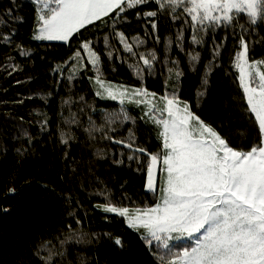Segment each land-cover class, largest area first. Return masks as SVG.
I'll list each match as a JSON object with an SVG mask.
<instances>
[{"label":"snow or ice","instance_id":"1","mask_svg":"<svg viewBox=\"0 0 264 264\" xmlns=\"http://www.w3.org/2000/svg\"><path fill=\"white\" fill-rule=\"evenodd\" d=\"M10 3L15 6L16 0H10ZM31 3L36 11L33 40L67 45L73 37L79 39L82 30L88 26L111 28V34L123 52L133 59L138 57V61L129 64L138 80L143 79L145 71L152 73L159 57L155 50L136 51L145 41L136 37L130 42L124 31L118 30L120 24L131 23L125 16L128 10L154 3L156 10L143 11V17L154 33L158 14H171L174 21L187 24L191 47H183L184 30L179 29L175 41L169 40L166 49L175 44L185 52L192 71H196L201 63L198 49L211 42L213 60L206 70L210 74L231 33L238 43L232 67L238 73L247 111L254 116L261 136L260 142L248 150L232 145L227 134H222L223 126L218 129L206 122L191 102L180 98L178 89L183 69L180 62L170 59L167 53L162 62L167 66V80L171 81V87L166 85L167 90L162 95L143 86L129 87L106 81L102 56L94 39L85 38L70 54L69 61L63 67L57 65L55 71L62 74L70 68L66 79L71 82L90 66L94 77L89 79L96 86L95 96L116 101L120 107L118 111L106 113L102 125H97L89 117L88 126L83 130L90 139L95 140L94 134L102 133L101 139L127 148L128 161L139 164L138 171L143 169L145 191L157 201L152 206H125L115 203L111 192L105 190L97 193L103 197V202L95 204V209L122 218L127 227L139 233L146 245L154 250L158 264H264V59L250 57L254 46L246 39L264 28V0H31ZM136 18H141L140 11L136 12ZM13 22H24L14 13V8L0 14V27L7 33L0 35V41L5 45L12 44L20 56L31 57L30 49L14 43L16 33L10 27ZM217 31L224 33L218 42ZM155 39L159 42L158 35ZM103 45L107 58L111 60L114 51L108 35L103 36ZM12 60L14 58H10V63L5 66L9 75L22 70ZM207 74L197 93V106L206 98ZM39 98L44 99L43 96ZM64 103L70 106L71 98ZM128 105L142 107L139 119L156 128V139L160 142L158 151L148 152L136 144L131 127L123 139L111 134L125 125H135L137 117L130 113ZM66 123L79 125L80 121L73 113ZM47 124L45 116L40 122L41 130ZM60 138V142L67 146L76 137L61 131ZM17 153L24 154L21 149H17ZM97 155L106 158L103 152ZM120 155L123 157L124 153ZM141 157L145 159L141 160ZM114 162L123 164L124 160ZM9 191L15 192L14 189ZM70 215L75 216V213ZM75 223L80 225L81 221L76 219ZM67 227L68 231L57 236L55 242L49 239L35 252L40 264H74L69 259L74 246L91 244L93 239L98 241L101 236L100 233L84 232L79 227L73 229L71 222ZM104 235L123 248L121 238L112 237L111 233ZM76 262L88 264L79 253Z\"/></svg>","mask_w":264,"mask_h":264},{"label":"trees","instance_id":"2","mask_svg":"<svg viewBox=\"0 0 264 264\" xmlns=\"http://www.w3.org/2000/svg\"><path fill=\"white\" fill-rule=\"evenodd\" d=\"M9 8H14V13L24 21L10 24L16 33L14 43L30 49L32 56H20L12 44L5 45L0 41V264H40L35 252L47 240L55 242L57 236L67 232L69 222L73 229L79 227L89 234H101L98 241L93 239L91 244L74 246L69 256L74 264H78L77 253L84 256L88 264H158L154 250L146 245L139 233L129 229L122 218L94 208L95 204L103 202V197L97 193L105 190L111 192L115 203L125 206H152L157 202L145 191L143 169L138 171L140 165L128 161L127 148L101 139L102 133H95L97 138L90 139L83 130L88 126L89 117L97 125L104 124L106 113L119 110L118 102L95 96L96 86L89 79L94 77L90 66L71 82L66 79L70 68L57 74L56 66L63 67L85 38L94 39L95 47L102 56L106 81L129 87L143 86L162 95L167 90L166 85L171 87V81L167 80V66L162 62L167 53L170 59L178 60L183 69L178 89L180 98L191 102L206 122L218 129L223 126L222 134H227L232 145L248 150L260 142L261 136L254 116L247 111L238 73L232 67L234 53L238 49L237 41L229 32L227 43L210 74L206 70L213 60L212 43L199 48L201 63L196 71H192L185 52L175 44L166 49L169 40L175 41L179 29L184 30L183 47H191L187 24L174 21L171 14H158L155 18L157 31L154 33L143 17V11L156 10L154 3L128 10L125 16L131 23L120 24L118 30L124 31L130 42L136 37L145 41L143 47L136 51L155 50L159 57L152 73L145 71L143 79L138 80L129 68V64L138 61V57L133 59L123 52L118 40L111 34V28L88 26V29L82 30L79 39L73 37L67 45L39 42L32 39L36 11L31 0H16L15 6L10 0H0V14ZM137 11L141 12L139 20L136 18ZM180 15L183 17V13ZM3 34L7 33L0 27V35ZM104 35L109 36V43L113 46L111 60L107 58L103 45ZM156 35L159 42L155 39ZM223 35L222 31H217L216 41ZM257 36L259 40L255 39ZM246 39L254 46L250 57L264 59V28ZM10 58H14L11 62L19 64L22 69L12 75L5 70ZM206 74L209 81L206 98L197 106V93ZM69 98L72 100L70 106L64 103ZM18 100L24 102L17 103ZM128 108L137 117L135 125H125L111 134L123 139L131 127L136 144L148 152L158 151L160 142L156 139V128L139 119L142 107L128 105ZM73 113L79 119V125L66 123ZM45 116L48 124L41 130L40 122ZM61 131L70 132L75 140L67 146L63 145L60 142ZM17 149L24 154L19 155ZM98 152H103L106 158H99ZM121 158L123 164L114 162ZM144 159L141 157V160ZM10 189L15 190L14 194ZM70 213H75V216ZM76 219L81 221L80 225L75 223ZM106 233L121 238L123 248L116 246L112 239L104 235Z\"/></svg>","mask_w":264,"mask_h":264},{"label":"rangeland","instance_id":"3","mask_svg":"<svg viewBox=\"0 0 264 264\" xmlns=\"http://www.w3.org/2000/svg\"><path fill=\"white\" fill-rule=\"evenodd\" d=\"M54 43H62V42H54Z\"/></svg>","mask_w":264,"mask_h":264}]
</instances>
